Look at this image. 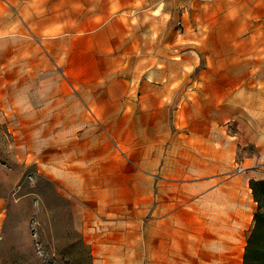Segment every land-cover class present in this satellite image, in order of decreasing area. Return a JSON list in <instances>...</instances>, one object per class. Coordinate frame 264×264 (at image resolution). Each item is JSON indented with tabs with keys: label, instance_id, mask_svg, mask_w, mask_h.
I'll use <instances>...</instances> for the list:
<instances>
[{
	"label": "rangeland",
	"instance_id": "obj_1",
	"mask_svg": "<svg viewBox=\"0 0 264 264\" xmlns=\"http://www.w3.org/2000/svg\"><path fill=\"white\" fill-rule=\"evenodd\" d=\"M66 93L89 97L94 154L111 144L122 164L73 170L66 188L19 155L0 107V264H168L146 213L163 156L195 132L264 173V0H0V98L50 103L48 135L68 125Z\"/></svg>",
	"mask_w": 264,
	"mask_h": 264
},
{
	"label": "crops",
	"instance_id": "obj_2",
	"mask_svg": "<svg viewBox=\"0 0 264 264\" xmlns=\"http://www.w3.org/2000/svg\"><path fill=\"white\" fill-rule=\"evenodd\" d=\"M66 96L69 97L67 103L57 101L55 105L67 107L64 119L68 125L61 123L59 127L57 124L56 134H43L51 131V127L42 123L49 116H42L40 107L46 110L50 103L37 104L25 94H6L0 98V107L5 115L14 117L11 129L18 134L19 155L31 158L43 174L69 188L67 181L71 180L73 170L78 175L87 165L107 162L120 167L122 160L111 144L103 146L105 151L101 157L94 154L97 145L90 143L87 133L89 97L82 95L79 99L73 93H66ZM102 139L103 144L107 139L104 135ZM184 143L188 147L185 155L179 152L162 157V190L156 208L153 190L147 194L152 196L151 201L147 199L146 206L147 215L151 212L149 223H162L163 227L161 256L157 258L168 264L169 261L182 264L181 261L187 259L198 260L201 264H242L258 208L250 183L264 180V173L255 171L254 167L250 170L246 166L247 158L235 167L238 143L234 140L221 143L209 135L192 132ZM90 155H93L91 159ZM173 160L192 165L179 166L176 172H171ZM237 168L245 171L237 173ZM150 171L153 185L154 167ZM80 180L81 177L76 179L77 186ZM77 193L89 197L85 191ZM88 202L97 203L92 198ZM98 254H102V249ZM153 258L154 253H151Z\"/></svg>",
	"mask_w": 264,
	"mask_h": 264
},
{
	"label": "trees",
	"instance_id": "obj_3",
	"mask_svg": "<svg viewBox=\"0 0 264 264\" xmlns=\"http://www.w3.org/2000/svg\"><path fill=\"white\" fill-rule=\"evenodd\" d=\"M250 187L258 208L247 240L243 264H264V180L251 181Z\"/></svg>",
	"mask_w": 264,
	"mask_h": 264
},
{
	"label": "built area",
	"instance_id": "obj_4",
	"mask_svg": "<svg viewBox=\"0 0 264 264\" xmlns=\"http://www.w3.org/2000/svg\"><path fill=\"white\" fill-rule=\"evenodd\" d=\"M244 171H245V170L242 169V168H237V170H236L237 173H243Z\"/></svg>",
	"mask_w": 264,
	"mask_h": 264
}]
</instances>
